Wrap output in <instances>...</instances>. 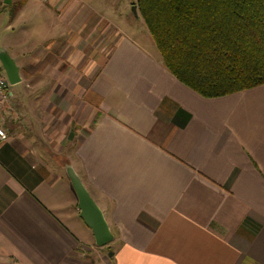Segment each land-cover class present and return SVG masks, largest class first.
<instances>
[{
    "label": "crops",
    "instance_id": "0c3cea01",
    "mask_svg": "<svg viewBox=\"0 0 264 264\" xmlns=\"http://www.w3.org/2000/svg\"><path fill=\"white\" fill-rule=\"evenodd\" d=\"M94 2L28 0L10 25L27 46L7 53L0 264H264V85L204 98ZM68 165L114 235L103 248Z\"/></svg>",
    "mask_w": 264,
    "mask_h": 264
},
{
    "label": "trees",
    "instance_id": "16d2710c",
    "mask_svg": "<svg viewBox=\"0 0 264 264\" xmlns=\"http://www.w3.org/2000/svg\"><path fill=\"white\" fill-rule=\"evenodd\" d=\"M135 6L164 67L200 96L264 85V0H136Z\"/></svg>",
    "mask_w": 264,
    "mask_h": 264
},
{
    "label": "rangeland",
    "instance_id": "374dc122",
    "mask_svg": "<svg viewBox=\"0 0 264 264\" xmlns=\"http://www.w3.org/2000/svg\"><path fill=\"white\" fill-rule=\"evenodd\" d=\"M94 1V0H93ZM103 1V0H100ZM17 0H13L12 3H6V0H0V51L4 50L6 53L10 54H21L26 49L27 43L24 44V42H20L21 39L24 41L25 34L21 28L24 25V22H20L18 25H14L13 27H10V25L13 23L16 16L20 13V8L16 6ZM95 4H98L99 7H104V14L108 15L110 14L114 21L118 20V25L122 26L124 29L129 30L130 33L138 40L140 43L146 45V47H152L156 48L155 42L151 35L145 31L143 33L142 28H145L141 19L138 21H135V25L132 28H126V23L128 22L126 19H123L122 16L125 15V13H128L129 5L135 3V0H107L108 4H101L98 0H95ZM133 6V5H132ZM132 8V7H131ZM129 11V16L133 18L132 9ZM31 16V20L33 19V15ZM133 23V22H132ZM31 27H36L35 22H31ZM21 36V37H20ZM158 50V49H157ZM1 65V63H0ZM2 66V65H1ZM5 73V71H3ZM6 76V73H5ZM103 248V247H102ZM101 250V255L105 256V258H109L111 254V249L105 248V249H98ZM109 255V256H107Z\"/></svg>",
    "mask_w": 264,
    "mask_h": 264
},
{
    "label": "water",
    "instance_id": "95a60500",
    "mask_svg": "<svg viewBox=\"0 0 264 264\" xmlns=\"http://www.w3.org/2000/svg\"><path fill=\"white\" fill-rule=\"evenodd\" d=\"M6 2L10 3V0H6ZM132 12L135 17H138L136 6L132 7ZM0 63L6 73L8 81L12 85L18 83L20 81L18 68L7 53L4 52L0 54ZM66 174L78 200L80 217L85 225L91 229L96 246H107L114 240V235L110 230V226L108 225L102 210L72 166H66ZM110 256H112V254H110Z\"/></svg>",
    "mask_w": 264,
    "mask_h": 264
},
{
    "label": "built area",
    "instance_id": "2783aa9c",
    "mask_svg": "<svg viewBox=\"0 0 264 264\" xmlns=\"http://www.w3.org/2000/svg\"><path fill=\"white\" fill-rule=\"evenodd\" d=\"M4 69L0 65V113L1 109L8 102L10 94L8 93V79L3 72ZM8 139L7 132L0 127V144Z\"/></svg>",
    "mask_w": 264,
    "mask_h": 264
},
{
    "label": "flooded vegetation",
    "instance_id": "af4514ba",
    "mask_svg": "<svg viewBox=\"0 0 264 264\" xmlns=\"http://www.w3.org/2000/svg\"><path fill=\"white\" fill-rule=\"evenodd\" d=\"M4 52H5L4 50H1V51H0V54H2V53H4ZM5 53H6V52H5Z\"/></svg>",
    "mask_w": 264,
    "mask_h": 264
}]
</instances>
